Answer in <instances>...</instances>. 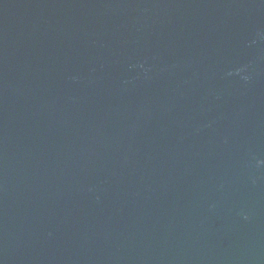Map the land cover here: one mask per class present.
<instances>
[{
  "label": "water",
  "instance_id": "1",
  "mask_svg": "<svg viewBox=\"0 0 264 264\" xmlns=\"http://www.w3.org/2000/svg\"><path fill=\"white\" fill-rule=\"evenodd\" d=\"M0 264H264V0H0Z\"/></svg>",
  "mask_w": 264,
  "mask_h": 264
}]
</instances>
